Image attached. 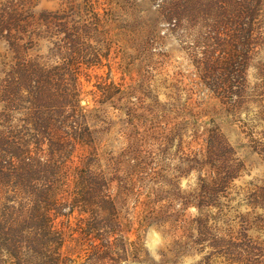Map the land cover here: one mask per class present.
Returning <instances> with one entry per match:
<instances>
[{
    "label": "rangeland",
    "instance_id": "rangeland-1",
    "mask_svg": "<svg viewBox=\"0 0 264 264\" xmlns=\"http://www.w3.org/2000/svg\"><path fill=\"white\" fill-rule=\"evenodd\" d=\"M105 1L94 26L75 9L62 13L57 0H0V143L13 144L1 145L8 175L0 180V214L26 200L17 185L23 177L6 159L31 132L29 72L44 66L53 83L64 75L53 85L61 90L76 63L79 112L92 141L77 145L75 155H86L87 169L101 173L105 183L86 188L111 197L123 239L109 257L122 264H230L214 246L232 234L231 241L256 247L264 264V0ZM242 1L250 7V38L245 58L232 62L230 83L225 58L238 55L241 33L236 23L215 24L212 7ZM16 9L27 24L22 33L3 22ZM71 30L74 42L61 32ZM93 198L86 209L95 217ZM31 232H0V264L13 260L7 243L29 255ZM75 236L66 231L61 251L69 264H83L75 255L85 246H75Z\"/></svg>",
    "mask_w": 264,
    "mask_h": 264
},
{
    "label": "trees",
    "instance_id": "trees-1",
    "mask_svg": "<svg viewBox=\"0 0 264 264\" xmlns=\"http://www.w3.org/2000/svg\"><path fill=\"white\" fill-rule=\"evenodd\" d=\"M105 3V0H57V5L63 6L59 9L62 13L66 8L75 9L79 18L90 17L94 26H99L105 16ZM212 12L215 24L225 27L226 24L236 23L241 33L236 37L240 40L237 41L238 55L235 56V53L230 51L225 58L227 67L224 77L226 82L233 83L231 76L235 71L232 69V62L239 64L248 51L250 7L242 1L212 7ZM27 13L26 17H29L31 12ZM22 16L23 12L16 9L10 14L5 12L2 18H4L3 22H11L15 29L22 33L27 28ZM61 32L64 34L63 38L74 42V30L68 33ZM83 32L86 33L88 30L84 28ZM69 49L72 50V47ZM55 53L58 54L59 51ZM68 66L70 79L68 78L69 82H66L65 89L61 90L58 87L54 88L53 85L62 83L66 78L63 77L64 75L55 79L57 83H53L50 70L45 69L44 66L35 67L28 75V82L33 83L27 89L29 110L26 121L31 132L22 137L20 143L14 147L16 148L14 152L18 153L10 152L6 159L8 170L12 167L14 172H18L23 177L17 185L24 190L26 200L22 202L23 197H21V200L18 199L19 208L11 205L7 207V211L4 210L0 214V232L8 231L13 234L32 229L34 243L29 247L31 250L29 255L25 256H22L17 249H12L10 247L12 244L7 243L4 249L7 250L8 258L10 260L13 258L10 264H69L67 261L70 260L69 257L61 251L62 245L66 242L64 239L66 231L76 234L71 239L75 241V246L79 248L85 246L84 251L81 249L83 256L80 251L75 255L76 259L84 257L83 264H106V262L122 264L123 261L119 257H109L114 247L121 245L119 241L123 242L114 213L113 200L106 192H95L86 188L87 183L91 184L89 181L92 183H105V181L101 173L87 169L90 162L86 155H75L76 146L88 144L92 141V137L88 127L83 125L85 122L83 114L79 112L82 108L79 99L78 77L81 74L79 67L76 63H70ZM59 68L60 65H56L53 69ZM15 99L8 101L6 107H11L9 105H13ZM1 139L0 137V141ZM1 145L8 148L13 144L8 141L0 143V152L5 156L7 149L1 148ZM3 167L0 163V180L3 175H8L2 171ZM1 182L0 189L4 185ZM93 197L97 198L96 203H98L96 205L98 214L95 217L86 209L94 202ZM257 204L261 206L260 202ZM63 206L68 209L66 213L61 211ZM74 209H77L78 213L73 222L70 215ZM84 213L87 215H83ZM14 214L17 216L15 217ZM98 218L101 220L97 224L95 219ZM100 223L102 227H99ZM231 238H233L232 234L229 235L227 242L219 238L223 242L222 245L214 246L216 251L227 256L230 264L261 263L259 254L254 253L256 247L249 246L247 249L248 247L231 241ZM106 257L111 261H105Z\"/></svg>",
    "mask_w": 264,
    "mask_h": 264
}]
</instances>
